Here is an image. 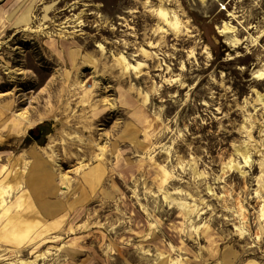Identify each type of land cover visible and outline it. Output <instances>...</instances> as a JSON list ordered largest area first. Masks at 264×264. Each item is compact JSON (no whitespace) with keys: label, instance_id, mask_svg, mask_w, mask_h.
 Wrapping results in <instances>:
<instances>
[{"label":"rangeland","instance_id":"rangeland-1","mask_svg":"<svg viewBox=\"0 0 264 264\" xmlns=\"http://www.w3.org/2000/svg\"><path fill=\"white\" fill-rule=\"evenodd\" d=\"M74 1L81 5L70 10ZM168 3L189 20L192 37L159 41L162 35L153 32L156 22L141 0H0L6 20L0 35V93L13 94L2 98L0 105L12 101L17 104L15 113L27 109L32 123L21 138L0 133V181L23 152L29 162L23 183L33 190L31 199L50 229L42 234V245L31 239L27 227L17 237L11 232L0 235V264L16 259L34 260L32 264H156L160 251L178 259L173 264H264V221L254 196L257 154L251 155L246 180L238 173L221 174L233 156L234 143L244 139L238 127L247 115L256 118L254 138H264V108L252 92H264V81L257 84L252 76L264 64V37L252 46L264 32V0ZM79 13L83 25L70 21L66 24L74 27L63 30L75 32L66 33L67 38L52 35ZM224 23L234 32L219 33ZM44 32L51 34L47 37ZM234 38L243 42L238 48L232 46ZM149 41L157 42L156 48L146 47ZM141 46L154 52L156 59L146 62L147 76L138 82L132 76L121 87L129 97L126 116L116 90L109 96L116 112L93 125L95 133L90 134L78 123L84 114L78 102L84 89H93L96 82L91 71L81 67L82 61L90 59L105 77L112 72L116 52L130 63L142 61L134 56ZM189 50L195 57H189ZM157 65L160 71L153 70ZM4 67L22 73L5 74ZM78 67L83 71L79 78ZM117 76L116 72L113 78ZM168 77L177 82L165 85ZM77 80L84 86L79 87ZM108 84L116 88L112 81L104 80L102 86ZM93 93L91 104L99 99L98 91ZM142 93L148 94L146 105ZM85 112L89 115V108ZM66 133L80 135L82 142L67 140ZM50 136L65 140L75 155L65 159L61 147H56L62 169L68 171L69 187L61 188L58 171L37 149ZM94 143L106 147L102 163L94 159ZM83 159L89 166L77 168L75 163ZM151 162L173 175L164 185L173 204L162 200V191L146 173ZM200 200L206 205L205 214L191 218L198 229L189 237L191 223L181 221L175 203ZM239 206L244 220L236 212ZM207 221L215 234L211 240L202 238L201 225ZM234 224L242 227V235L233 230Z\"/></svg>","mask_w":264,"mask_h":264},{"label":"bare ground","instance_id":"bare-ground-1","mask_svg":"<svg viewBox=\"0 0 264 264\" xmlns=\"http://www.w3.org/2000/svg\"><path fill=\"white\" fill-rule=\"evenodd\" d=\"M167 1L170 0H157V4L153 5L152 0H141L142 6L144 8V11L152 17L156 24L154 28V33L156 35H162L159 37V41L166 42L167 39L171 36L172 40L179 41L183 37H192V30L190 26V22L186 18H182V15L179 14L176 10H173L171 8H168ZM201 3H204L205 0H198ZM78 5H81L80 2L74 1L71 4L70 10H74L78 7ZM130 13L136 12L135 10L129 11ZM4 10L3 8H0V35L4 34V27L6 25V20L4 17ZM81 13L75 16V18L66 19L64 21L65 26H60L57 31H52V35L56 37H63L67 38L66 33L72 34L75 32L74 30L72 32H66L63 31L64 28L74 26L67 25L68 22H77V26L83 25V21L81 20ZM39 28V32L41 29ZM25 31V29L23 30ZM31 31V30H30ZM38 31V29H37ZM37 31H31L37 32ZM218 32L221 34H228L234 32V27L229 25L228 23H224L221 27L218 28ZM45 36L48 37L51 32H44ZM264 37V32L261 31L258 33L257 37L254 38V43L252 46L257 45L258 39H262ZM233 47L238 48L243 42H240L238 39H233ZM256 42V43H255ZM157 42L154 44V42H148L145 46L154 49L156 48ZM101 53L104 51V47L101 44H98L97 46ZM138 53H136L135 57H141L143 60H135L136 62L130 63L128 59L124 56L122 52H116L113 55V63L111 66L112 72L108 73V75H102L101 73L98 74V71L96 70V64L94 62H91L90 59L83 60L82 66L84 68H87L91 73L93 74V78L96 83H94V88L84 89L83 96L80 98V101L78 102L79 107L81 108V111H83V115L80 117V121L78 122L80 124V127L86 128L90 134L95 133V129L93 128V125H95L97 122H101L104 117H107L105 119H109L114 115L116 112V108L114 106V103L109 98L110 94L112 92L117 90V93H119L120 96V103L122 104V111H125L123 113L124 116H126V106L129 104V97L126 93L122 90L121 87H123L126 83L133 80L138 82L140 79H142L144 76H147L146 70L149 68L147 61H152L156 59V54L154 52H151L150 50L139 47L137 50ZM203 53L209 57V52L207 51V47H204ZM194 56V51L189 50V57ZM239 55H235L234 57H237ZM195 57V56H194ZM232 57H229L231 59ZM81 67H78L76 69V76L79 78L81 75H83V71H81ZM182 68H184V65L182 64ZM155 71H160V65H157V68H154ZM5 74L14 73V74H21L22 71L20 69L11 70L7 67H4ZM118 73V78H113L114 73ZM107 76V77H106ZM252 76L257 84H259L260 81H264V64L254 70L252 72ZM11 80L13 79V76H10ZM106 81L107 83L109 81H112L114 85H116V88H114L113 85L108 84L105 86H102L103 81ZM164 83L167 86L174 85L177 80L175 78H164ZM102 83V84H101ZM77 84H79V87L84 86L82 81L77 80ZM184 85L181 87L183 88ZM154 88V87H153ZM95 91H98V97L99 99L91 104ZM252 92L254 94V101L258 102L262 105V108H264V92H260L256 89H252ZM13 96L12 91H7L5 93H0V100L4 97ZM149 98L147 93H142V103L145 105L148 103ZM17 106L14 102L10 101V103L5 105H0V133L7 132V136L9 138L11 137H24L26 134V130L32 126V123L30 121V114L27 109H22L15 113L14 108ZM90 110V114L88 112H85L86 109ZM6 113L9 114L8 117H6ZM122 116V114H120ZM89 118V119H88ZM42 120L40 119L39 123ZM256 118L249 114L247 115L243 121L242 124L239 125L238 130H240L244 134V139L240 141L238 144L233 145V156H230L228 160L223 164L221 168V174H225L227 171L233 175V173H238L241 177V180H246L248 174L247 169H250L252 167V159L251 155L257 154L258 159L255 164L258 165V174L254 177L257 186L254 191V196L259 198V217L260 220L264 221V138L256 140L254 136L252 135V132L257 127L255 126ZM258 133H262V130L259 129ZM67 137V140H71L75 138L76 141L82 142L80 135H70L65 134ZM264 136V135H263ZM91 140V141H90ZM89 142L93 143L92 139H90ZM2 143V142H0ZM66 141L63 139H59L58 141L50 136L48 137V141L44 146L37 147V149L44 155V158L49 163V165L52 166L53 169H56L58 171L59 176V182L62 184L61 188H65L66 186L69 187V177H68V171L64 172L61 166L62 159L57 154V146H60L63 152V157L65 159H72L75 158V155L67 148ZM2 146V145H1ZM94 146L96 147L97 153L94 155V159L98 162L102 163L105 159V153H106V147L104 144L94 143ZM80 151V150H79ZM239 158L240 160H236V158ZM28 163L24 160L23 152L17 155L12 163L9 166L8 171H5L6 174L3 178H1L0 181V235L4 236L6 233L11 232L12 237L18 236V231L23 228L27 227L28 232H30V237L36 239L38 241V245L44 244V235L43 233H46L47 229L46 227V221L42 217V211L37 208V206L34 204L33 200L31 199L32 191L30 187L24 185V176L27 173L28 169ZM77 168H87L89 166V161L79 160L76 163ZM21 165V166H20ZM101 172V170H97ZM195 175L201 176L202 173H197L196 171H193ZM146 173L149 174L152 177V181L154 183H157L159 191H162L163 196L162 200L167 204H173V200L169 199L168 192L164 191V185L169 184L170 180H172V174L166 170L165 166L157 164L155 162H151L146 167ZM100 174V173H99ZM7 181V182H6ZM15 189L16 192L13 194L14 191H10ZM207 191H211V195H214L212 192L210 186H207ZM93 203V202H92ZM91 203V204H92ZM179 207V215L180 219L184 223H191V218L205 214V211H203L205 206H202L204 203L202 200L193 201V203L181 201L178 203H175ZM201 207L199 208V206ZM68 207L66 203H63V208ZM71 208V205L69 206ZM170 206L169 208H171ZM209 210V208H208ZM242 207L239 206L237 208V213L241 216L240 218L242 220L245 219V216L243 215ZM224 220H227L224 217ZM13 221V222H12ZM189 225V224H188ZM49 226H52V224H49ZM209 221L207 223H203L201 225L202 230V238L211 240L213 236H215L213 230L210 227ZM96 227V226H95ZM190 231L188 233V236L191 237V234L195 231H197L198 227L193 226V222L189 225ZM11 228V229H10ZM93 228V227H91ZM117 228V227H114ZM233 230L239 234L242 235V227L239 225L234 224ZM72 229L69 230V233H72ZM35 233V234H34ZM0 236V237H1ZM38 238H37V237ZM255 238L258 239V235L255 236ZM201 239V238H200ZM217 250V247H215ZM170 249L174 250V247L170 245ZM218 254V253H217ZM159 261L156 264H173L177 263L178 259H171L168 254L163 253L160 251L159 253ZM34 260H26V259H16L14 261H10L9 264H32Z\"/></svg>","mask_w":264,"mask_h":264}]
</instances>
